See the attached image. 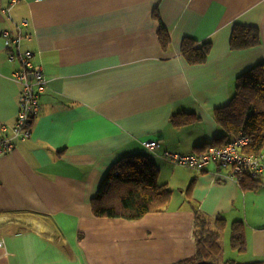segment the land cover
Returning a JSON list of instances; mask_svg holds the SVG:
<instances>
[{
	"label": "crops",
	"instance_id": "obj_1",
	"mask_svg": "<svg viewBox=\"0 0 264 264\" xmlns=\"http://www.w3.org/2000/svg\"><path fill=\"white\" fill-rule=\"evenodd\" d=\"M12 1L0 0V123L8 133L21 88L2 34L15 35L23 20L21 50L41 66L47 89L30 138L0 156V264H175L196 253L194 209L223 219L229 238L231 224L243 223L240 263L264 261V177L251 190L229 167L210 163L196 174L164 158L236 137L214 111L264 63V0H16L9 18ZM237 26L257 29L258 45L231 49ZM186 38L210 44L203 64L182 56ZM181 113L197 120L176 128L170 120ZM135 155L155 165L169 202L134 220L95 217L101 181Z\"/></svg>",
	"mask_w": 264,
	"mask_h": 264
},
{
	"label": "trees",
	"instance_id": "obj_2",
	"mask_svg": "<svg viewBox=\"0 0 264 264\" xmlns=\"http://www.w3.org/2000/svg\"><path fill=\"white\" fill-rule=\"evenodd\" d=\"M158 40L162 48L169 44L168 34L159 29ZM259 43L257 29L234 27L230 47L241 50ZM210 51V44H198L184 39L181 54L190 65L203 64ZM214 117L222 129L234 137L243 133L249 139L244 150L259 155L264 151V63L258 64L237 79L235 93L229 104L214 111ZM197 120L193 114L181 113L171 117V124L184 127ZM214 146V144L207 145ZM221 147V146H215ZM158 170L144 155L126 157L112 166L100 183L96 196L91 200L92 213L98 218L134 220L161 211L169 202L171 192L166 185L158 184ZM238 176L240 185L254 190L259 182ZM246 180V182H244ZM248 181V183H247ZM254 181V182H253ZM256 182V183H255ZM246 184V186H245ZM225 228L223 219H208L194 209L193 238L196 253L193 257L175 264H220V235ZM230 249L243 253L246 249L243 223L234 222L230 228ZM221 264H238L228 260ZM264 264V261L248 263Z\"/></svg>",
	"mask_w": 264,
	"mask_h": 264
},
{
	"label": "built area",
	"instance_id": "obj_3",
	"mask_svg": "<svg viewBox=\"0 0 264 264\" xmlns=\"http://www.w3.org/2000/svg\"><path fill=\"white\" fill-rule=\"evenodd\" d=\"M15 3L16 0H13L6 9L9 18ZM26 26L27 22L23 20L15 25V35L8 32L2 34L9 61H16L19 64V68L13 73V80L20 86L21 92L17 116L10 133L6 125L0 123V156L13 151L14 141L23 142L30 138L31 124L40 114V99L47 89V80L41 66L34 63L31 53L21 50V42L24 39L22 28ZM248 144V137L241 133L221 147L209 146L199 154H165L164 158L167 163L187 168L196 174L201 173L208 164L216 163L229 167L231 177L234 179L243 175L260 182L264 177V158L261 155L244 153L243 150ZM145 147L153 149L156 143L147 142Z\"/></svg>",
	"mask_w": 264,
	"mask_h": 264
},
{
	"label": "rangeland",
	"instance_id": "obj_4",
	"mask_svg": "<svg viewBox=\"0 0 264 264\" xmlns=\"http://www.w3.org/2000/svg\"><path fill=\"white\" fill-rule=\"evenodd\" d=\"M221 240H220V248H221V254L219 255V257L217 258V262L221 264V262L224 261H234L238 264H242L240 263L241 260H243L238 253L232 251L229 247V232L228 230L225 231V233L223 232L221 235Z\"/></svg>",
	"mask_w": 264,
	"mask_h": 264
},
{
	"label": "water",
	"instance_id": "obj_5",
	"mask_svg": "<svg viewBox=\"0 0 264 264\" xmlns=\"http://www.w3.org/2000/svg\"><path fill=\"white\" fill-rule=\"evenodd\" d=\"M31 78V77H30Z\"/></svg>",
	"mask_w": 264,
	"mask_h": 264
}]
</instances>
